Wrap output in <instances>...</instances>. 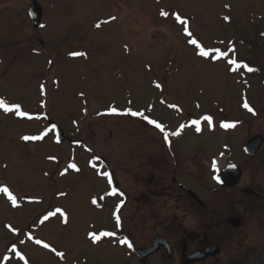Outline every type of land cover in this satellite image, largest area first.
Returning a JSON list of instances; mask_svg holds the SVG:
<instances>
[{
  "label": "rangeland",
  "instance_id": "374dc122",
  "mask_svg": "<svg viewBox=\"0 0 264 264\" xmlns=\"http://www.w3.org/2000/svg\"><path fill=\"white\" fill-rule=\"evenodd\" d=\"M30 1L0 0V100L27 113L0 108V189L16 198L0 191V264H121L128 245L117 242L133 243L134 199L150 190L153 168L198 191L199 168L211 172L227 144L242 142L224 125L264 129V0H36L41 29ZM193 39L213 55L201 56ZM240 59L262 74L250 79L229 63ZM144 116L181 136L166 147ZM50 119L64 128L63 144L47 132ZM70 139L89 144L75 148L73 171ZM105 169L122 196H108ZM121 221L117 236H100Z\"/></svg>",
  "mask_w": 264,
  "mask_h": 264
},
{
  "label": "flooded vegetation",
  "instance_id": "af4514ba",
  "mask_svg": "<svg viewBox=\"0 0 264 264\" xmlns=\"http://www.w3.org/2000/svg\"><path fill=\"white\" fill-rule=\"evenodd\" d=\"M241 121L229 135L242 142L227 144L211 172L199 168L205 176L192 188L199 200L175 176L166 178L170 163L160 160L158 174L153 168L150 190L135 196L133 243L121 264H264V129Z\"/></svg>",
  "mask_w": 264,
  "mask_h": 264
},
{
  "label": "snow or ice",
  "instance_id": "6c2138e0",
  "mask_svg": "<svg viewBox=\"0 0 264 264\" xmlns=\"http://www.w3.org/2000/svg\"><path fill=\"white\" fill-rule=\"evenodd\" d=\"M162 15L167 16L168 13L164 12V13H162ZM176 19H177L181 24L186 23V21H184L183 19H181V17H180L178 14H177V16H176ZM188 35L191 36L192 33H191V32H188ZM190 42H191L192 44L196 45V46L200 49V55H201V56L209 57V56H212V55H213V52H212V51H206V50L203 48V46H201V45H199V44L197 43V41H196L195 39L191 40ZM215 52L217 53L216 58H218V59L221 58V57H223V56L225 55L223 52H220L219 49H216ZM73 55H82V54H81V53H73ZM229 63L234 64V65H237V67H245V68H248V66H247L246 64H245V65H238L236 61H229ZM248 71H253V69L248 68ZM244 107L248 108L249 111H252V109L248 106L247 103H245ZM0 108H3L5 111H13V110H14V111H16L20 116H26V115H27V113H25V112H23V111H20V106H19V105L9 106V105L6 104L3 100H0ZM113 111H115V109H113ZM132 114H133V115H141V113H132ZM204 119H206V120H208V121H211L212 118H211V117H205ZM150 123L155 124L156 127L159 128L161 131L164 130V129H163V126L160 125V124H158V123H156V121H150ZM193 123L198 124L199 121H193ZM233 126H234V125H228V124L224 125V127H233ZM45 135H47V133H45ZM42 138H43L42 136H41V137H28V136L24 137L25 140H30V139H42ZM69 167L75 169V168H76V165H75V164H71V165H69ZM0 191H3V192H5V193H7V194L9 195V197L12 199V202L15 204V202H16V198H15L14 196H12V194H11V192H9L8 188L5 187V188H3V189H0ZM57 212H60V210L57 209L55 212H51V213H49L48 215H46V216L44 217V219L47 220L49 216H55V215L57 214ZM117 219H119V218L117 217ZM104 235H113V233H104ZM93 239H96V236H95V235H93ZM125 242L127 243V241H125ZM37 243H41V241L37 240ZM129 246H131V245L129 244ZM44 247H49V245L45 244ZM60 255L62 256L63 253H60ZM21 259H23V257H21Z\"/></svg>",
  "mask_w": 264,
  "mask_h": 264
},
{
  "label": "water",
  "instance_id": "95a60500",
  "mask_svg": "<svg viewBox=\"0 0 264 264\" xmlns=\"http://www.w3.org/2000/svg\"><path fill=\"white\" fill-rule=\"evenodd\" d=\"M30 13H31V15H32V17H33V19H34V26H35V27L40 26V24H41V19H42V16H43V10H42L41 5H40L37 1H35V0H32V1H31ZM61 136H62V139H63V132H62V131H61ZM251 143H252V142H251ZM251 143H250V144H251ZM250 144L247 146V150H250V147H251ZM251 152H252V150H251ZM188 193H189L191 196H193L195 199L198 200V197L196 196V194H195L193 191L189 190ZM157 246H158V245H157V243H156V245H155L153 248H151V249H149V250L147 251L148 254L154 252V251L156 250Z\"/></svg>",
  "mask_w": 264,
  "mask_h": 264
},
{
  "label": "trees",
  "instance_id": "16d2710c",
  "mask_svg": "<svg viewBox=\"0 0 264 264\" xmlns=\"http://www.w3.org/2000/svg\"><path fill=\"white\" fill-rule=\"evenodd\" d=\"M256 29H258V28H256ZM262 35H263V33H262V32H260V33H259V36H262ZM242 41H243V39H242Z\"/></svg>",
  "mask_w": 264,
  "mask_h": 264
}]
</instances>
